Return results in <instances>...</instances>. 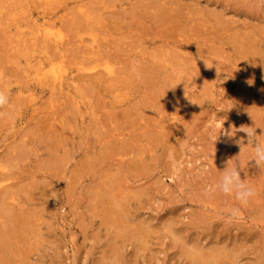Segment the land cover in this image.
<instances>
[{
  "label": "rangeland",
  "instance_id": "rangeland-1",
  "mask_svg": "<svg viewBox=\"0 0 264 264\" xmlns=\"http://www.w3.org/2000/svg\"><path fill=\"white\" fill-rule=\"evenodd\" d=\"M31 1L0 0V91H4L9 98L8 104L5 107L0 108V167L2 166L0 170L4 172L5 169L3 174L1 172L0 178L4 174L7 176H2L5 181L1 178L0 183L4 184L2 186H5L4 182H6V179L11 175V178L9 177L11 180L8 179V181H12V184H10L14 185L15 190L11 186L10 188L14 191L10 188L9 190H11L13 196L16 195V201H14L13 199L15 197L11 198L12 195L9 192L10 196H8L7 199L4 198L2 203H5H3V205L10 211L11 216L13 215L12 219L19 220L20 225L23 223V226H20L21 228H23L25 224L27 226H25L23 231H21V229H18L19 231H17L13 228L18 225L13 223L16 220H13L12 222L10 219L11 222L8 223L10 220L7 218V224L13 223L10 225H7L5 222L3 223L2 219H0V222L7 225L8 229H11V231L15 230L18 232L15 233L16 236H21L22 239L15 237L14 242L16 239L19 241L21 240L20 242L16 241L17 243L15 242V244L22 245L21 248L26 247L25 252L28 251V254L26 253L25 255L28 258L25 259L24 257L21 261V258L19 257V255L21 256V254H19V251H21L19 250V246L15 245V249H11V253L15 254L12 255L19 258H14V260L21 261H18L17 264H23V261L25 260L27 262L26 264H127L128 262L130 264H186L188 259L185 261V258H183L185 255H181L182 251L180 252V250H183L181 247L182 243L179 242L178 247H176L178 241L174 243L171 230L172 234L175 230L178 231L181 240L182 238L185 240L186 245L184 246L186 247L198 246L199 248L202 247L201 249L203 251L208 250V246L210 247V245L213 246L214 244V248L216 247L218 249L219 247H225V249L228 250H233L234 248L233 251L236 256L235 264H262V262H264V167L257 170L258 168L254 165H249L252 162H249L250 160H247V158L253 159L255 149L253 147V151L251 150L253 146H250L251 144L247 146V138H242L243 141H245V144L243 145L245 148H242L243 146H241L242 149L239 148L240 146L236 143L237 140H241L238 138H241L242 136L246 137L245 133L237 131L232 138L233 140L226 139L223 135H219L217 138V133L222 123L224 129H233V133H235L236 129H239L242 126L255 127L257 141L264 143V0H170V2L169 0H52L53 2L51 1V3H46L45 0ZM159 3H161L160 6ZM162 4H168L169 7H172H166L169 9L165 10L166 12L168 11V14L172 11L171 9L174 11L171 12L174 16L165 13L167 16L162 18L165 20L164 22L166 24H169V27L167 25L166 28H168L170 32L176 30L173 34L164 28L162 29L161 25L164 24V22H161L162 19H158V17L154 16L156 13L153 12H157V8H160V10L162 8V11L165 9ZM81 6L83 8L87 7L88 11L85 10L86 8L82 9ZM79 10H84L85 15L89 18L85 17L86 19H83L85 15ZM85 11H87V13ZM90 12L93 14H90ZM76 13H79V16L83 15L81 17L83 21H78V18L80 17L77 16ZM88 13L90 14L89 16ZM175 14L178 18L177 22L175 21L176 23L169 19L175 17ZM70 15L74 16V20L78 19L77 21L80 24H78L76 20L72 22L73 20ZM180 15H182L183 19H180ZM254 15L256 18H254ZM215 17L217 21L222 18L220 23L223 25L226 24V26L224 25L222 29L221 27H218V24L216 26L215 22L217 21ZM227 17L232 18L234 23ZM69 18L72 21H68ZM113 20L117 21L113 22ZM154 20L157 21V23ZM158 20L161 22V25ZM70 21L74 27L69 24ZM172 22L175 23V26L177 25V28L174 27ZM75 23H77V26ZM241 23L249 25V27H246L247 25L244 24V27L249 29H247L248 32H246V28H242L243 24ZM230 25L234 27H231ZM235 25H237V29L235 30H229L226 28L230 26L228 28L234 29L236 28ZM252 26L255 27L250 29ZM37 27L45 30H47L46 28L59 30V33L63 37L60 43L63 45L59 43L56 49L52 42L47 41L46 46H43L42 38L39 37L40 33L38 34L36 31ZM223 29H227L231 32L226 30L224 32ZM254 29L257 33L261 32L262 35L259 33L255 34ZM252 30L254 34L252 33ZM238 32H240L239 35H243L239 36ZM223 33L226 34L227 38L224 35V39ZM228 33L229 35L231 34V36L227 35ZM164 34L167 37H165ZM152 35H154L153 40H151L153 38ZM155 36L158 39H156ZM228 36L231 37L229 39L232 41L231 43H228L227 46L226 40L228 39ZM241 37L245 38V40H242ZM180 42H182V45ZM240 42H242V44H239ZM179 44L182 47H180ZM230 44L235 46H230ZM163 45L167 50L162 47ZM169 47L171 49L177 47V49L173 48L172 51H170L168 50ZM248 47L250 48L248 49ZM236 48L238 50L240 49L241 53L244 52L242 54L237 52L236 54ZM188 49L190 50L189 53H191L190 55L192 58L191 56L188 57ZM173 50H175V52H173ZM158 51H161V54ZM167 51L170 52L167 53ZM176 51L177 54H175ZM253 52L259 53L258 57H256V53ZM226 53L228 55H226ZM162 54L164 57H167V60L163 59ZM243 54L247 55L244 57L242 56ZM250 54H253V56L251 55L252 58ZM104 55H108L109 57L106 56L108 59ZM156 55H158L157 57L161 56V62L163 60L166 61L164 63L165 65L162 62L164 65L163 68L160 67V62L159 67L154 65V68L152 67V64L155 62L154 60H160V58H156ZM237 55L242 59H239ZM233 56H235V58ZM171 57L173 58L171 59ZM210 57L212 60H209ZM49 59L50 61L51 59L53 60L52 68L56 69L62 67L64 70L63 75L66 76V82L62 86H58L59 90L57 89V86L52 87L50 79L47 77L48 75H51L52 72L51 65L47 64ZM107 60L108 62L111 61L112 64L110 65ZM148 60L149 63L147 62ZM241 60L243 62H241ZM254 60H256L257 64H254ZM150 61L153 62L150 63ZM41 62H45L46 65H44L45 77H42L41 71L38 70V66ZM179 62L180 64L176 65ZM114 63H116V66L126 67L125 69H127V65L128 67L132 66L130 67L131 71L129 69V72L127 71L128 73H133V75L130 73L131 76L127 74L130 82V85H128L129 87L122 86V88L120 87L121 85L119 86V82H106V84H103L102 82L101 87L100 80L102 79L103 81L104 78L97 80L100 82L93 81L94 84L91 83L92 79L88 80L89 77L87 75L90 74L89 72L93 73V71H87V68L95 67V71H102L104 65L109 64L108 66L112 68L115 66ZM155 64H158V62H155ZM172 64L174 66H172ZM184 64L190 66L194 65L197 72L193 69V66L190 67V70L187 69L188 71L186 72L181 70L182 65ZM142 66L143 70L140 69ZM122 67H120L119 70H115L121 72ZM144 67L145 69H148V73L146 71L144 72ZM155 67L158 69H155ZM251 67L254 70H252ZM122 69L124 70V68ZM123 70L122 73L125 72V70ZM132 70H136L135 75ZM192 70L194 72H192ZM206 70H208L211 75H206L209 73ZM137 71H140V73H138L141 75L139 76L140 78H137ZM249 71L252 72L250 73ZM80 72L84 74L85 80L84 78L80 79L83 77V74ZM188 72H190V75L192 74V76H190ZM246 72L248 74H246ZM77 73H79L81 77L76 79L75 76H80ZM198 73H200V76L196 75ZM152 74L156 79H154ZM180 74L182 75L180 76ZM187 75L189 76L187 77ZM146 76L149 77L150 80L146 78ZM161 76L165 77V81ZM183 76L185 77L183 78ZM201 76H207V78L210 77L208 79L205 78L206 81ZM247 76H249V81ZM194 77H198L199 79L197 78L196 81ZM252 77H255V80H252ZM179 78L182 79V82H188V85L191 82L189 79L194 78L192 82L195 81V84L191 83L192 86H190L191 84L187 86V83L185 84V82H183V90L180 89L179 94L171 99V102L175 103H171L167 98L170 97L172 86L166 84H173L170 80H179ZM133 79H135L134 82ZM139 79L141 82L144 80L147 85H144V81L143 85L142 83L141 85L140 83L138 84V82H140ZM147 80H149L150 83ZM152 80H155V85L153 87H151L153 85L151 84L153 83ZM203 80H205L206 85L202 82ZM209 80L211 81V84ZM88 81H90V83ZM199 81L204 84L205 88L210 87V89H205L203 84H200ZM134 83H136L137 86L134 85ZM197 83L199 84L196 85ZM88 84L91 85L89 86L92 87V89L87 86ZM185 85L187 86L186 88ZM93 86H97L96 88L98 90L96 89V91L101 97L103 95V99H101L100 96H97L99 94H97L96 91L93 92V90H95ZM134 86L136 88H134ZM138 86L139 88H142L139 89ZM156 86V90L158 89L159 92L161 91L160 94L164 91H168L166 92V95L169 96H164L166 97L165 99L161 98L165 93L160 95L156 92L155 94V97H158L157 99H162V101L160 100L161 103L164 102L162 104L160 102L157 104V100H155L156 98L154 100L152 99L154 98V95L152 97L150 93L142 94L147 89H149L147 92H152L151 90ZM258 86L263 87L259 89ZM86 89L89 91L91 90V92ZM99 90H101V93ZM124 93L129 97L125 96ZM153 93L155 92H152V94ZM189 93L190 96L188 95ZM150 96L153 104H149L152 106L154 105V108H160L157 109L159 110L158 112L161 111L160 113L155 112L156 110L146 102L147 100H150ZM145 97H147L144 99L147 104L144 103V100L142 101ZM118 99H121L119 103L116 102ZM136 100L137 104L141 103V101L143 103L142 105L134 104V106H137V109H135L136 106L135 108L133 107V103H135ZM138 100L141 101L139 102ZM166 101L168 103H166ZM96 102L97 104L100 102V107ZM149 102H151V100ZM166 104L169 107H167ZM161 105L166 107L163 108ZM143 106H145V108ZM139 107H142L143 110L140 111ZM148 108H152L153 110H149ZM127 109L131 111L126 112ZM96 110L99 112H95ZM97 114L101 118H99ZM145 114L149 116L147 118L143 117ZM122 116L126 118H123ZM150 116L152 117L150 118ZM128 117L131 124L124 121L125 119L128 120ZM136 117L139 119V122L142 119L148 120V124H144L143 120L141 123H138ZM156 117L159 118V121L162 120L163 122H166L165 125L168 123L166 125L167 127L164 125L166 127L164 128V126L160 125L164 124L162 121L158 122L160 124L155 123L156 126L153 123L154 121H158L155 120ZM135 124L140 126L141 129ZM154 128L156 130L158 128L159 130L155 131ZM170 128H172V130L174 129L175 134L172 133ZM142 129H144V131ZM161 129L165 130L161 132ZM101 131L103 135L101 134ZM136 131H139V133ZM145 131L148 135H143L145 134ZM149 131L151 132L149 133ZM164 131H168L167 133L169 135ZM257 131L260 132L258 133ZM106 132L107 135H110L111 133L110 137L113 139L116 137L121 145L122 142L126 140L125 142L130 144L129 147L128 144L125 143L129 147L126 149L128 152L126 150L125 153L123 152L126 145L124 147L123 145L121 146L123 149L120 148V146H117L119 142H115L116 138L115 140H111L112 138H110V141H114V144L109 142ZM119 132H121L120 135L123 133L122 136L125 140L123 137L122 138L124 141L121 140ZM133 134H136V136ZM141 134L143 135V138ZM159 134L161 135L159 136ZM138 135L141 136L140 139L137 137ZM103 136L106 138L105 141H108L111 145H107V142L101 144ZM52 137L58 142L52 140ZM48 139H51L52 141L48 142ZM234 139H236L235 142ZM46 141L48 144H52V142L55 144L51 145L53 146L51 147ZM132 142L133 144L136 143L133 145L131 144ZM115 144H117L115 148H119L120 155L124 154L123 157L121 156L122 158L118 155L119 152L113 148ZM45 145L48 147V150L45 149L46 151L44 150ZM54 145H56V147H54ZM228 145L233 146L235 149L231 146L230 148L234 149L235 152L231 150ZM110 146L113 149L110 148ZM100 147L102 148L101 151H99ZM225 147H228L230 150L227 151V148ZM130 148H132V151ZM139 148L143 152H139ZM10 150L12 152H10ZM49 150H51V152ZM106 150L109 155H115L118 153L115 158L118 156L119 158H112L115 160H113V162L112 159H110V156L108 161H106L107 156L109 157ZM238 150H240V152H238ZM52 151H54V155L56 153V158L52 155ZM102 151L105 152L103 153ZM110 151L112 153H109ZM226 151L231 157L234 156V160L233 158H230V155H226ZM99 152L103 153L101 154L102 159L100 158ZM233 152L236 154H233ZM136 153H139L141 156H137ZM239 153V156L242 154L244 155H242L244 159L242 157L240 158L242 161H239ZM211 154H215L216 157L219 158H215V155ZM9 155L11 158L14 156V159L9 158ZM104 155L106 159L104 158ZM132 155H134V159L129 158ZM236 155L238 157H236ZM249 155H252V157ZM45 156L50 160L49 162ZM151 156L153 158H151ZM138 159L140 160L138 161ZM130 160L133 162H130ZM214 160H217L218 162H215ZM221 160H223V162ZM116 161H119V164L122 163L121 166L118 165L116 167ZM166 161H170L169 164ZM231 161L233 163L239 162L240 169L242 167H247L245 170L242 168L241 176L250 186L254 185L253 187H255L256 196L254 197L256 199L252 201L253 197L251 202L254 204L256 203V207H251L253 206V203L250 204L251 202L249 203L250 205H240L232 196H230L232 198H229L232 202H227L226 200L229 199H225V197L229 196H221V193L220 196H217L218 192L216 196L215 193L212 196L207 195L206 197V189H209L212 186L211 184H215V181L218 178L217 176L220 177V172L223 170V167L226 166V163H228L229 166L232 165ZM247 161L249 162L248 165ZM149 162L151 165L152 163L154 164L151 169L148 167H151L150 164L148 165ZM242 162L243 166H240ZM245 162L247 166L244 165ZM135 163L139 165H136ZM130 164L132 165L131 167L129 166ZM252 164H254V162ZM141 165H143L140 167L141 169L144 166L147 169L144 167L142 171H140L141 169L138 168ZM164 166L165 168L163 169ZM212 166H214V168H212ZM215 167H217L218 170H215ZM248 173L251 174L252 178L255 177L256 180L259 178L258 181L255 179L252 181L251 176L248 175ZM252 173L255 174V176ZM145 174L146 176H144ZM193 174L194 176H192ZM138 175L139 177H137ZM205 175H207L208 178H206L207 176L204 177ZM215 175L217 176L212 179ZM190 177L197 179V181ZM200 177L205 180L202 181ZM209 177L211 182L208 180ZM108 179H111L113 185L109 184L110 180L108 182ZM114 179L118 180V182L114 181ZM103 181H106L107 183L103 184ZM254 181L258 183L256 184ZM192 182L193 184H191ZM205 182L208 183L206 184ZM9 185L7 184L6 186ZM196 188L198 192L195 190ZM102 189L103 191H101ZM192 190H195L196 192H193ZM188 192H190L191 196ZM37 193L39 194V197L35 199ZM198 194H201V198ZM186 195H188V197H186ZM193 195L194 198L192 197ZM94 196L99 197V201H97V197L95 198ZM195 196L199 198L197 199ZM208 196H210V198ZM205 198H209V200H206ZM259 198L262 199L261 202ZM126 199H128L129 202L128 200L125 201ZM200 199L202 201H200ZM123 200L125 202H123ZM198 200L200 202H198ZM12 201L15 202V205L12 207L13 210L11 209ZM114 202L120 203L119 205L117 204V206L124 211L122 212L123 216H119L117 221H115V224L105 218L106 208L111 206L115 207L116 204H114ZM121 202H123V207ZM9 203H11L10 207ZM16 207L18 209L14 210ZM233 207H240L242 214L238 218L229 221L226 219L227 210ZM19 208L22 210V213L23 211H26L27 214L25 212L23 213V216L25 215L26 218H16L17 216L19 217L20 214ZM30 210L32 211L29 212ZM119 210L120 209H118V211ZM15 211L19 214L16 213V215L13 213ZM30 217L32 220L34 219L33 221L36 226L38 225L37 227L33 226L34 224L32 223V220L29 219ZM35 218L37 219L36 221ZM25 219L27 220L25 221ZM29 221H31V223ZM134 223L138 225H135ZM11 225H14L12 227L13 230L12 228H9ZM149 225L152 227L150 226L147 228ZM28 226L30 231L32 230L31 227L33 230H35V227L36 230L29 232V230H26L28 229ZM129 227L131 233L128 230ZM140 227H142V229L145 227V230H147V232L149 231L145 235L146 242L144 246H141L132 240L133 236H136L135 232L138 229H141ZM151 229L155 231H152ZM24 231L29 233L33 232L32 236L29 237L30 239L27 238L29 233L27 234L28 236L25 234L28 243H26V239L25 241H22L24 240V237L22 236L24 234L21 235V233H24ZM123 231L125 233L121 234ZM193 231L194 233H192ZM175 232L174 235H177ZM188 234L193 237L192 243L193 241L194 243L192 245H188L191 244V241H189V238L191 237H189ZM156 236L159 238L157 239ZM201 238H203V240ZM220 238H222L221 240L223 241H221ZM218 239L222 243L218 242L220 243L218 244ZM211 240H213V242ZM227 241L229 244L232 242L230 246L227 245ZM242 241L244 242V245ZM113 242L114 245H117L114 246ZM199 242L202 243L200 244ZM210 242H212V244H210ZM237 242L238 245H236ZM25 244L27 245L25 246ZM204 244L205 246H203ZM17 247L19 253L17 252ZM135 247L139 248L136 250L137 252L135 251ZM112 248L115 249L116 253L115 251H111ZM23 250L24 249H22V251ZM15 251L17 252V255ZM3 254L5 255L6 252ZM4 255H2V258L8 256L6 259H3V263L5 260L7 262L8 257L12 258L11 254ZM102 256L103 258H101ZM117 256H119L118 258L120 260L122 258V260H118ZM102 259L103 263H100ZM14 260L9 262L13 263ZM224 260L225 258L223 259V262ZM9 262L8 264H11Z\"/></svg>",
  "mask_w": 264,
  "mask_h": 264
},
{
  "label": "bare ground",
  "instance_id": "bare-ground-1",
  "mask_svg": "<svg viewBox=\"0 0 264 264\" xmlns=\"http://www.w3.org/2000/svg\"><path fill=\"white\" fill-rule=\"evenodd\" d=\"M30 1H31V0H30ZM51 1H52V0H45L46 3H51ZM53 1H54V0H53ZM53 1H52V2H53ZM56 1H57V0H56ZM31 2H32V1H31ZM169 2H170V0H169ZM171 2H172V1H171ZM164 3H167V2H164ZM164 3H163V4H164ZM52 4H53V3H52ZM163 4H162V5H163ZM168 4H170V3H168ZM168 4H167V5H163L164 8H165V9L163 8V9H164L163 11H162V8H161V10H160V8H159V9L157 8V12H153V13H156V14H155V15L153 14V15H154L155 17H158V19H159V18L162 19V18L166 17L167 15H165V13L168 14V11L166 12L165 10H169V9H167L166 7H168V8H172V7H169ZM29 5H30V4H29ZM160 5H161V3H159V6H160ZM27 6H28V5H27ZM30 6H32V5H30ZM157 6H158V5H157ZM170 6H171V5H170ZM81 7H82V6H81ZM73 8H74V7H73ZM73 8H72V9H73ZM85 8H86V9H85ZM70 9H71V8H70ZM82 9L87 10V7H84V8L82 7ZM155 9H156V8H155ZM152 10H153V8H152ZM171 10H172V11H170V13H169L168 15H173V16H174L173 13L171 14V12H174V11H173V9H171ZM79 11H81L82 13H84V10H79ZM87 11H88V10H87ZM87 11H85V12L87 13ZM30 13H31V11H30ZM49 13H50V12H49ZM82 13H80V14H82ZM91 13H92V12H90V14H91ZM76 14H77V13H76ZM90 14L88 13V16H89ZM92 14H93V13H92ZM250 14H251V13H250ZM71 15H74V14H71ZM71 15H70V17H72L71 19H72L73 21H72L70 18L68 19V21L71 20L72 22H74V21L76 20L77 23H78V21H79V22L83 21V20L81 19V17H82L83 15H80V16H79V13L77 14V16L80 17V18H78L79 20H78V19H75V20H74V16H71ZM84 15H85V13H84ZM112 15H113V14H112ZM150 15H151V14H150ZM92 16H93V15H92ZM113 16H114V15H113ZM151 16H152V15H151ZM173 16H171V17H173ZM180 16H181L180 19H183L182 15H180ZM85 17H86V18H89V17H87V16L85 15V16L83 17V19H86ZM169 17H170V16H169ZM117 18H118V17H117ZM117 18H116V19H117ZM152 18H153V17H152ZM175 18H177V17H176V14H175V17H173V18H169V19H170L171 21L173 20L174 22H175V21L177 22L178 18H177L176 20H174ZM227 18H228V17H227ZM251 18H253V17H251ZM254 18H256L255 15H254ZM215 19H216V17H215ZM221 19H222V18H221ZM221 19H219L218 21H217V19H216L217 22H215V23H216V26H217V24H218V25H219L218 27H221V29H222L224 25L226 26V24L223 25L222 23H220V20H221ZM228 19H230L231 21L233 20L232 18H228ZM77 20H78V21H77ZM80 20H81V21H80ZM88 20H89V19H88ZM140 20H141V19H140ZM71 21H70L69 24L72 23ZM116 21H117V20H116ZM116 21L113 20V22H116ZM141 21H142V20H141ZM151 21H153V20H151ZM151 21H150V22H151ZM154 21H155V20H154ZM158 21H159V20H158ZM162 21L164 22L165 20L162 19L161 22H162ZM171 21H170V23H171ZM214 21H215V20H214ZM222 21H223V20H222ZM222 21H221V22H222ZM231 21H230V22H231ZM253 21H254V19H253ZM155 22L157 23V21H155ZM159 22H160V21H159ZM161 22L159 23L160 25H161ZM176 22H175V23H176ZM232 22H233V21H232ZM232 22H231V23H232ZM66 23H67V21H66ZM77 23H75L76 26H77ZM156 23H155V24H156ZM175 23L172 22L173 25H174ZM178 23L181 24L180 22H178ZM219 23H220L222 26H221ZM226 23H227V22H226ZM233 23H234V22H233ZM53 24H55V23H53ZM78 24H80V23H78ZM113 24H114V23H113ZM159 24H157V25H159ZM172 24H171V25H172ZM241 24H243V25H242V26H243L242 28L249 27V25H247V24H245V23H241ZM244 24L247 25V26L244 27V26H245ZM71 25H72V24H71ZM160 25H159V26H160ZM163 25H164V27H163ZM167 25H168V27H169V24H166V23L164 22V24L161 25L162 29L164 28L165 30H168V31H169V29L166 28ZM250 25H251V24H250ZM253 25H254V24H253ZM42 26H44V25H42ZM54 26H55V25H54ZM72 26L74 27V25H72ZM116 26H117V25H116ZM230 26H231V27H234V26H232V25H230ZM230 26H228V27H230ZM255 26H256V24H255ZM255 26L250 27V29L253 28V27H255ZM100 27H102V26H100ZM174 27L177 28V25H176V26L174 25ZM218 27H217V28H218ZM228 27H226V28L229 29V30H235V29H237V25H235L236 28H234V29H230V28H228ZM43 28H44V27H43ZM55 28H56V27H55ZM170 28H171V27H170ZM224 28H225V27H224ZM46 29H47V30H45V29H41V28H38V27H37V29H36V31L38 32V34L40 33V36H39V35H38V36L42 38V42H43V44H44L43 46H46V42H47V41H50V42L53 43L54 47L56 48L57 45H59V43H60V41L62 40L63 37H62L61 34L59 33V30H52L51 28H46ZM50 29H51V30H50ZM113 29H114V28H113ZM178 29H179V27H178ZM219 29H220V28H219ZM227 29H225V30L228 31ZM238 29H240V28H238ZM247 29H248V28H246V30H247ZM172 30H173V26H172ZM223 30H224V29H223ZM223 30H222V31H223ZM225 30H224V32H225ZM248 30H249V29H248ZM248 30H247L246 32H248ZM254 30H255V29H254ZM175 31H176V30H175ZM175 31L173 30V31H171V32L169 31V32L173 34ZM257 31H258V30H257ZM164 32H165V31H164ZM169 32H168V33H169ZM228 32H231V31H228ZM250 32H251V31H250ZM250 32H249V33H250ZM105 33H106V32H105ZM166 33H167V32H166ZM226 33H227V32H226ZM235 33H236V32H235ZM235 33H234V34H235ZM239 33H240V32H238V35H239ZM252 33H253V30H252ZM252 33H251V35H252ZM258 33L261 34V32H258ZM258 33H257L256 30H255V34H258ZM153 34L156 35L155 33H153ZM253 34H254V33H253ZM154 35H152L153 38H152L151 40L154 39ZM178 35H179V34H178ZM224 35H225V37H226V34L223 33V37H224ZM227 35H229V33H228ZM242 35H243V34H242ZM242 35H239V36H242ZM244 35H245V34H244ZM247 35H248V34H247ZM261 35H262V34H261ZM156 36H157V35H156ZM156 36H155V38H156ZM164 36L167 37L165 34H164ZM229 36H231V34H230ZM229 36H228V39H227L228 41H230L229 38H231V37H229ZM235 36H236V35H235ZM249 36H250V35H249ZM252 36H253V35H252ZM223 37H222V38H223ZM225 37H224V39H225ZM236 37H237V36H236ZM222 38H221V39H222ZM226 38H227V37H226ZM255 38H258V37H255ZM156 39H158V38H156ZM163 39H164V38H163ZM241 39H242V40H243V39L245 40V38H242V37H241ZM251 39H252V37H251ZM253 39H254V38H253ZM260 39H262V38H260ZM168 40H169V38H168ZM227 40H226V44H227V46H228V43H231L232 40H231L230 42H228ZM247 40H248V39H247ZM165 41H167V40H165ZM169 41H170V40H169ZM180 41H181V40H180ZM248 41H249V40H248ZM258 41H259V40H258ZM260 41H261V40H260ZM154 42H155V40H154ZM171 42H172V41H171ZM222 42H223V41H222ZM224 42H225V40H224ZM243 42H245V41H243ZM261 42H262V41H261ZM156 43H157V42H156ZM181 43H182V42H180V44H181ZM233 43H234V41H233ZM259 43H260V42H259ZM60 44L63 45L62 43H60ZM154 44H155V43H154ZM160 44H161V43H160ZM180 44H179V45H180ZM239 44H242V42H240ZM243 44H245V43H243ZM256 44H257V43H256ZM169 45H170V44H169ZM181 45H182V44H181ZM181 45H180V47H182ZM235 45H236V43H235ZM235 45H233V44L231 45V44H230V46H235ZM253 45H254V44H253ZM51 46H52V45H51ZM174 46H175V45H174ZM183 46H184V45H183ZM186 46H187V45H186ZM186 46H185V47H186ZM227 46H226V47H227ZM236 46H237V45H236ZM240 46H241V45H240ZM162 47H164V45H163ZM166 47H167V45H166ZM187 47H188V46H187ZM251 47H253V46H251ZM173 48H176V49H177V47H173ZM173 48H172V49H173ZM234 48H235V47H234ZM240 48H241V47H240ZM249 48H250V47H248V49H249ZM56 49H57V48H56ZM164 49H165V47H164ZM172 49H171L170 47L168 48V50H170V51H172ZM179 49H181V48H179ZM225 49H226V48H225ZM236 49H237V48H236ZM242 49H243V48H242ZM58 50H59V49H58ZM165 50H167V49H165ZM181 50H182V49H181ZM184 50H187V49H184ZM188 50H189V49H188ZM228 50H229V49H228ZM232 50H234V49H232ZM243 50H244V49H243ZM93 51H94V50H93ZM170 51H167V53H169ZM178 51H179V50H178ZM100 52H101V51H100ZM158 52H159V51H158ZM173 52H175V50H173ZM189 52H190V50L188 51V54H189L188 57L191 56V55H190L191 53H189ZM193 52H194V51H193ZM225 52H226V51H225ZM237 52L239 53V52H240V49H239V50L237 49L236 54H237ZM243 52H244V51H243ZM243 52H242V53H243ZM98 53H99V52H98ZM101 53H102V52H101ZM104 53H105V52H104ZM159 53L161 54V51H160ZM195 53H196V52H195ZM230 53H231V52H230ZM230 53H229V54H230ZM240 53H241V52H240ZM240 53H239V54H240ZM242 53H241V54H242ZM246 53H247V51H246ZM253 53H256V52H253ZM165 54H166V53H165ZM175 54H177V51H176ZM182 54H184V53H182ZM232 54H233V53H232ZM248 54H249V53H248ZM258 54H259V53H256V57H258ZM98 55H99V54H98ZM98 55H97V56H98ZM100 55H102V54H100ZM226 55H228V54L226 53ZM234 55H235V54H234ZM245 55H247V54H243L242 56L245 57ZM251 55L253 56V54H250V56H251ZM254 55H255V54H254ZM260 55H261V54H260ZM104 56H105V55H104ZM106 56L109 57L108 55H106ZM106 56H105V57H106ZM157 56H158V55H156V58H158V59L160 58V60H157V61L154 60L156 63L158 62V64H155V62H154V64H152V67H153V68H154V66H158V67H159V62H160L161 65H162V66L160 65V67L163 68V66L165 65L164 63H165L166 61H164V60L162 61L163 64H164V65H163L162 62H161V60H162V59H161V56H159V57H157ZM162 56H163V54H162ZM180 56H181V55H180ZM180 56H179V57H180ZM230 56H231V55H230ZM237 56H238V55H237ZM252 56H251V58H252ZM93 57H94V55H93ZM99 57H101V56H99ZM107 57H106V58H107ZM165 57H166V56H165ZM165 57L163 56V59L167 60V57H166V58H165ZM176 57H178V56H176ZM233 57L235 58V56H233ZM238 57H239V59H242V58H240V56H238ZM259 57H260V56H259ZM103 58H104V57H103ZM172 58H173V57H171V59H172ZM185 58H186V57H185ZM191 58H192V56H191ZM195 58H196V57H195ZM234 58H233V59H234ZM236 58H237V57H236ZM254 58H255V57H254ZM260 58H261V57H260ZM46 59H48V58H46ZM101 59H102V58H101ZM107 59H108V58H107ZM150 59H151V58H150ZM150 59H149V60H150ZM181 59H182V58H181ZM187 59H189V58H187ZM256 59H257V58H256ZM149 60L147 61L148 63H149ZM193 60H194V57H193ZM209 60H212L211 57H210ZM209 60H208V61H209ZM237 60H238V59H237ZM237 60H236V62H237ZM261 60H262V59H261ZM184 61H185V60H184ZM184 61H183V62H184ZM190 61H191V59H190ZM196 61H197V59H196ZM230 61H233V60H230ZM238 61H240V60H238ZM254 61H255L254 64H257V63H256V60H254ZM258 61H259V60H258ZM107 62H108V60H107ZM112 62H113V61H112ZM151 62H153V61H150V63H151ZM198 62H199V61H198ZM241 62H243V61L241 60ZM108 63H110V65L112 64L111 61H109ZM170 63H172V62H170ZM232 63H233V62H232ZM47 64H50V65H51V68H52V66H53V60L51 59V61H50V59H49V60L47 61ZM82 64H83V63H82ZM82 64H81V65H82ZM115 64H116V63H114V65H115ZM179 64H180V62L177 63L176 65H179ZM204 64H205V63H204ZM233 64H234V63H233ZM254 64H253V65H254ZM44 65H45V62H44V63L41 62L40 65L38 66V70L41 71V76H42V77H45V71H44V68H45L46 65H45V66H44ZM108 65H109V64L104 65V66H103L104 69H103L102 71H100V70L95 71V67L87 68V71H88V70H89V71H93V73H92V72H89L90 74L87 75V76L89 77L88 80H89V79H90V80L92 79L91 83L94 84L95 81H97V80H99V79H101V78H104L103 81H102V79L100 80L101 82H100V81H97V82H100V86H101V83H102V82H103V84H104V83L106 84V82H108V83H110V82H116V83L119 82L120 84H119V83H118V84H119V86L121 85L120 87H122V86H124V87H125V86H126V87H129L128 85H130V82H129V79H128V77H129L128 75H130L131 72H130V73H128V72H129V70H130V67H132V66H129V67H128V65H127V69H125L126 67L116 66V65H115L116 67L113 66V67L111 68V67L108 66ZM130 65H132V64H130ZM148 65H149V64H148ZM153 65H154V66H153ZM205 65H206V64H205ZM172 66H174V65L172 64ZM192 66H193V69L195 70L196 67H195L194 65H192ZM192 66H190V65H188V64H184V65H182L181 70H183V71L186 72V71H188L187 69L190 70V69H191L190 67H192ZM203 66H204V65H203ZM248 66H249V65H248ZM256 66H257V65H256ZM117 67H119V68H117ZM120 67L124 68V70H125L124 73H122V70H123L122 68H121V72L115 70V69L119 70ZM178 67H179V66H178ZM164 68H165V67H164ZM174 68H175V67H174ZM233 68H234V67H233ZM237 68H239V67H237ZM251 68H252V67H251ZM84 69H86V68H84ZM98 69H100V68H98ZM128 69H129V70H128ZM140 69L143 70V66L140 67ZM144 69H145V67H144ZM155 69H158V68L155 67ZM177 69H178V68H177ZM184 69H185V70H184ZM249 69H250V68H249ZM255 69H256V68H255ZM124 70H123V71H124ZM147 70H148V69L146 68V69L144 70V72L146 71V72L148 73ZM151 70H152V69H151ZM151 70H150V72H151ZM199 70H200V69H199ZM237 70H238V69H237ZM252 70H254V69L252 68ZM262 70H263V69H262ZM63 71H64V70L62 69V67H60V68H56V69H53V68H52L51 75H48V76H47L48 79H50V82H51V84H52V87H53V86H57V89H58V90H59L58 86L60 87V86H62V85L66 82V78H65L66 76L63 75ZM127 71H128V72H127ZM130 71H131V70H130ZM135 71H136V70H135ZM135 71L132 70V72H134V75H135V73H136ZM195 71L197 72V70H195ZM201 71H202V70H201ZM206 71H208V70H206ZM232 71H233V69H232ZM235 71H236V69H235ZM185 72H183V73H185ZM192 72H194V71L192 70ZM196 72H195V73H196ZM208 72H209V71H208ZM249 72H250V71H249ZM251 72H252V71H251ZM251 72H250V73H251ZM80 73H81V72H80ZM125 73H126V74H125ZM137 73H140V71H139V72L137 71ZM155 73H159V72H155ZM202 73H203V71H202ZM202 73H201V75H202ZM206 73H207V72H206ZM263 73H264V72H263ZM77 74H79V73H77ZM81 74H83V73H81ZM86 74H87V73H86ZM127 74H128V75H127ZM131 74L133 75V73H131ZM188 74L190 75V72H188ZM199 74H200V73H198V74H196V75H199ZM246 74H248V73L246 72ZM79 75H80V74H79ZM126 75H127V76H126ZM149 75H150V74H149ZM152 75H153V74H152ZM181 75H182V74H180V76H181ZM189 75H187V77H188ZM204 75H205V74H204ZM206 75H211V74H210V72H209V73L206 74ZM244 75H245V74H244ZM253 75H254V74H253ZM253 75H252V76H253ZM82 76H83V77H81V75H80V76H75V77H76V79H77L78 77H81L80 79H82V78L85 77L84 74H83ZM130 76H131V75H130ZM139 76H141V75H139ZM150 76H151V75H150ZM164 76H165V75H164ZM173 76H175V75H173ZM185 76H186V75H185ZM185 76H183V78H184ZM190 76H192V74H191ZM199 76H200V75H199ZM254 76H255V75H254ZM153 77H154V79H156L154 75H153ZM158 77H159V76H158ZM161 77H162L163 80H164L165 77H163V76H161ZM171 77H172V76H171ZM178 77H179V75H178ZM201 77H203L204 79H205V78L208 79L210 76H209L208 78H207V76H206V77H205V76H201ZM248 77H249V76H247V78H248ZM139 78H140V77H139ZM146 78H148V79L150 80L149 77L146 76ZM181 78H182V77H181ZM181 78H179V80H178V79H177V80H176V79H174V80H173V79L170 80V81L173 82V84H169L168 82H167L168 84H166V85H171V86H172V91H171L170 97L167 98L170 102L172 101L171 99L175 97V95L177 96V95L179 94L180 89H182V88L184 87L183 82H185V81L182 82V79H181ZM194 78H195V77H194ZM194 78H193V79H194ZM197 78H198V77H197ZM197 78H195L196 81H197ZM203 78H202V79H203ZM131 79H132V77H131ZM168 79H169V78H168ZM170 79H171V78H170ZM193 79H189V81H191L190 84H191V83H194V84H195V81L192 82ZM198 79H199V78H198ZM206 79H205V80H206ZM211 79H212V78H211ZM211 79H210V80H211ZM84 80H85V78H84ZM134 80H135V79H133V82H134ZM149 80H147V81H149ZM166 80H167V79H166ZM183 80H184V79H183ZM185 80H186V79H185ZM187 80H188V79H187ZM205 80H203L202 82H204V84L206 85ZM210 80H209V81H210ZM213 80H214V78H213ZM252 80H255V77H252ZM93 81H94V82H93ZM139 81H140V82H138V81H137V82H138V84L140 83V85H141V83H142V85H143V83L145 82L144 80H143L144 82H143V81L141 82L140 79H139ZM152 81H153V83H151V84H153V85H152L151 87H153V86L155 85V84H154V83H155V80H152ZM164 81H165V80H164ZM206 81H207V80H206ZM248 81H249V78H248ZM43 82H44V81H43ZM88 82L90 83V81H88ZM255 82H256V81H255ZM149 83H150V81H149ZM156 83H157V82H156ZM186 83H187V84H186ZM199 83H200V81H199ZM199 83H197L196 85H198ZM260 83H261V82H260ZM112 84H113V83H112ZM112 84H111V85H112ZM118 84H117V85H118ZM151 84H150V85H151ZM185 84H186L187 86L190 85V84L188 85V82H185ZM200 84H203V83H200ZM204 84H203V86H204ZM210 84H211V81H210ZM89 85H90V84H88L87 86L90 87L91 85H90V86H89ZM98 85H99V84H98ZM98 85H97V86H98ZM108 85H109V84H108ZM134 85H136V83H134ZM144 85H147V83L145 82ZM186 85H185V88L187 87ZM208 85H209V84H208ZM97 86H93V88L95 89V90H93V92L96 91V89H97L96 87H97ZM112 86H113V85H112ZM114 86H115V84H114ZM131 86H132V85H131ZM131 86H130V88H131ZM136 86H137V85H136ZM160 86H161V85H160ZM190 86H192V84H191ZM200 86H201V85H200ZM210 86H211V85H210ZM263 86H264V85H263ZM263 86H260V87L258 86V88L260 89V88L263 87ZM50 87H51V86H50ZM64 87H65V86H64ZM101 87H102V86H101ZM104 87H105V85H104ZM146 87H147V86H146ZM148 87H149V86H148ZM164 87H165V85H164ZM169 87H170V86H169ZM169 87H168V88H169ZM206 87H209V86H206ZM61 88H62V87H61ZM90 88L92 89V87H90ZM122 88H123V87H122ZM132 88H133V87H132ZM134 88H136V87L134 86ZM138 88H139V86H138ZM140 88H142V87H140ZM140 88H139V89H140ZM149 88H150V87H149ZM156 88H157V86H156L154 89H152V90L150 89L152 92H155V93H153V94H152V92H150V91L147 92V90H149V89H147V90H146L145 92H143L142 94L150 93V95H152V97H153V95H154V98H152V99L154 100V99L156 98L155 100H157V104H158V102L161 103L162 99H160V100H161V101H160L159 99H157L158 97H155V96H156V95H155L156 92H158L159 94H160V92H161V91L159 92L158 89L156 90ZM158 88H159V87H158ZM161 88H162V87H161ZM165 88H166V87H165ZM195 88H196V87H195ZM198 88H199V87H198ZM198 88H197V89H198ZM204 88H205V86H204ZM114 89H117V88H114ZM188 89H190V88H188ZM205 89L209 90L210 87H209V88H205ZM60 90H61V89H60ZM86 90H87V89H86ZM86 90H85V91H86ZM97 90H98V89H97ZM101 90H102V89H101ZM101 90H99V92H100ZM130 90H132V89H130ZM130 90H127V91H130ZM141 90H142V89H141ZM143 90H145V89H143ZM153 90H154V91H153ZM161 90H163V89H161ZM182 90H183V89H182ZM182 90H181V91H182ZM198 90H199V89H198ZM198 90H197V91H198ZM202 90H203V89H202ZM87 91H89V90H87ZM120 91H121V90H120ZM122 91H123V90H122ZM200 91H201V90H200ZM89 92H91V90H90ZM110 92H111V91H110ZM118 92H119V89H118ZM166 92H168V91H164V92H162L163 94H164V93H165V94H164L163 97H161V98H164V99H165L166 97L169 96V95H166ZM96 93L99 94L97 91H96ZM100 93H101V92H100ZM129 93H130V92H129ZM133 93H134V92H133ZM162 93H161V94H162ZM182 93H185V92H182ZM124 94H125V93H124ZM134 94H135V93H134ZM159 94H158V95H159ZM161 94H160V95H161ZM167 94H168V93H167ZM121 95H122V94H121ZM158 95H157V96H158ZM188 95L190 96V93H189ZM188 95H187V96H188ZM97 96L99 97L100 94L97 95ZM125 96L129 97V96L126 95V94H125ZM133 96H134V95H133ZM136 96H137V94H136ZM164 96H166V97H164ZM189 96H188V97H189ZM98 97H96V98H98ZM100 97H101V96H100ZM142 97H143V96H142ZM148 97H149V94H148ZM178 97H179V96H178ZM188 97H187V98H188ZM103 98H104V97H103V95H102L101 99H103ZM140 98H141V97H140ZM140 98H136V99H140ZM146 98H147V97L143 98L142 101H143L144 99H146ZM115 99H117V98H115ZM115 99H114V100H115ZM121 99H122V98H121ZM121 99H118L116 102L119 103V101H120ZM134 99H135V97H134ZM149 99L151 100V102H149L150 100H149V101H148V100H147V101L144 100V103H145V104H147V103H148V104H149V103L153 104V103H152L153 101H152V99H151V96H150ZM167 99H166V100H167ZM176 99H177V98H176ZM188 99H189V98H188ZM126 100H127V99H126ZM122 101H123V100H122ZM134 101H135V100H134ZM138 101L140 102L141 100H138ZM142 101H141V103H138V104H137V100H136V102L133 103V107L135 108V106H136V105L134 106V104H137V105L141 104V105H142V104H143ZM145 101H146L147 103H146ZM174 101H175V100H174ZM176 102H177V101H176ZM99 103H100V102H98V104H97V102H96L97 105H99ZM113 103H114V102H113ZM122 103H123V102H122ZM162 103H164V102H162ZM162 103H161V104H162ZM166 103H168V102L166 101ZM171 103H175V102H171ZM177 103H178V102H177ZM151 104H149V105L152 106ZM155 105H156V104H155ZM163 105H164V104H163ZM101 106H102V105H101ZM147 106H148V105H147ZM153 106H154V105H153ZM153 106H152V107H153ZM161 106H162V105H161ZM166 106H167V104H166ZM166 106H162V107L164 108V107H166ZM99 107H100V105H99ZM102 107H103V106H102ZM131 107H132V106H131ZM131 107H130V108H131ZM143 107L145 108V106H143ZM154 107H155V106H154ZM154 107H153V108H154ZM167 107H169V106H167ZM130 108H129V109H130ZM135 109H137V106H136ZM139 109H140V111L143 110L142 107H139ZM148 109H149V108H148ZM154 109L156 110L155 112H158L159 110H157V109H160V108H154ZM149 110H153V109L151 108V109H149ZM162 110H163V109H162ZM164 110H165V109H164ZM166 110H167V109H166ZM259 110H260V109H259ZM103 111H105V110L103 109ZM128 111L130 112L131 110H128V109H127L126 112H128ZM252 111H253V110H252ZM95 112H99V111L96 110ZM133 112H134V111H133ZM147 112H148V111H147ZM149 112H150V111H149ZM160 112H161V111H160ZM160 112H158V113H160ZM259 112H260V111H259ZM263 112H264V111H263ZM105 113H106V111H105ZM105 113H103V114H105ZM163 113H164V112H163ZM168 113H169V112H168ZM168 113H167V114H168ZM101 114H102V113H101ZM101 114H100V115H101ZM151 114H153V113H151ZM257 114H258V113H257ZM121 115H122V114H121ZM121 115H120V116H121ZM164 115H165V114H164ZM168 115H169V114H168ZM97 116H98V114H97ZM105 116H106V115H105ZM141 116H142V115H141ZM148 116H149V115H148ZM148 116L145 114L143 117H146V118H147ZM157 116H158V115H157ZM258 116H259V114H258ZM258 116H257V118H258ZM261 116H262V115H261ZM261 116H260V117H261ZM98 117L101 118L100 116H98ZM122 117H123V116H122ZM151 117H152V116H150V118H151ZM153 117H155V116H153ZM163 117H164V116H163ZM172 117H173V116H172ZM252 117H253V116H252ZM255 117H256V116H255ZM99 118H98V120H99ZM123 118H126V117H123ZM150 118H149V119H150ZM165 118H166V117H165ZM168 118H169V117H168ZM249 118H250V117H249ZM263 118H264V117H263ZM136 119H137L136 121L139 120L137 117H136ZM140 119H141V118H140ZM154 119H155V118H154ZM158 119H159V118L156 117L155 120H158ZM169 119H170V118H169ZM169 119H168V120H169ZM142 120H143V119H142ZM142 120H141L140 122L138 121V123H141ZM151 120H152V119H151ZM252 120H253V119H252ZM100 121H101V120H100ZM124 121H125V122L127 121V123L129 122V124H131L130 121H129V117H128V120L125 119ZM143 121H144V124H146V123L148 124V120H143ZM145 121H147V122H145ZM160 121H162V120H160ZM160 121H159V120H158L157 122L154 121L153 123L155 124V123H158V122H160ZM253 121H254V120H253ZM257 121H258V119H257ZM261 121H262V120H261ZM249 122H250V121H249ZM150 123L152 124L151 121H150ZM162 123H164V124H160V123H158V124L164 126L166 122H163V121H162ZM252 123H253V122H252ZM133 124H134V123H133ZM151 124H149V125H151ZM167 124H168V123H167ZM167 124H166V125H167ZM255 124H258V123H255ZM255 124H254V125H255ZM135 125L137 126V124H135ZM155 125H156V124H155ZM166 125H165V126H166ZM169 125H170V124H169ZM245 125H246V124H245ZM156 126H157V125H156ZM165 126H164V128L167 127V126H166V127H165ZM250 126H251V125H250ZM256 126H258V125H256ZM134 127H135V126H134ZM137 127L140 128V126H137ZM152 127H153V126H152ZM170 127H171V126H170ZM111 128H112V127H111ZM111 128H110V129H111ZM142 128H143V127H142ZM158 128H159V126H158ZM158 128H157V130H159ZM168 128H169V127H168ZM131 129H133V128H131ZM134 129H135V128H134ZM140 129H141V128H140ZM154 129H155V128H154ZM260 129H261V128H260ZM123 130H124V129H123ZM135 130H136V129H135ZM138 130H139V129H138ZM142 130L144 131V129H142ZM157 130L155 129V131H157ZM161 130H162L161 132H163V130H165V129H161ZM170 130H172V128H170ZM110 131H111V130H110ZM128 131H130V130H128ZM143 131H142V133H143ZM125 132H126V131H125ZM136 132L139 133V131H136ZM136 132H135V133H136ZM150 132H151V131H149V133H150ZM164 132L167 133L168 131H164ZM257 132H258V131H257ZM259 132H260V131H259ZM259 132H258V133H259ZM108 133H109V132H108ZM115 133H116V132H115ZM120 133H121V132H119V135H120ZM129 133H130V132H129ZM140 133H141V130H140ZM144 133H145V134H143V135H148V134H146V131H145ZM169 133H170V132H169ZM172 133L175 134L174 129L172 130ZM101 134L103 135L102 131H101ZM104 134H105V133H104ZM122 134H123V133H122ZM122 134L120 135V136H121V137H120L121 140H123V138H124V137L122 136ZM124 134H125V133H124ZM167 134H168V133H167ZM239 134H240V133H239ZM106 135H107V132H106ZM130 135H131V134H130ZM133 135L136 136V134H133ZM143 135L141 134L142 138H143ZM160 135H161V134H159V136H160ZM168 135H169V134H168ZM168 135H167V136H168ZM243 135H244V134H243ZM261 135H262V134H261ZM107 136H108V138H109L108 141H109V142H112V141H110V138H112V137H110V136H111V133H110V135H107ZM141 136L138 135L137 137H139V139H140ZM155 136H156V135H155ZM157 136H158V133H157ZM173 136H174V135H173ZM114 137H115V135H114ZM117 137L119 138L118 135H117ZM122 137H123V138H122ZM125 137H126V136H125ZM162 137L165 138L166 135H165V137H164V136H162ZM169 137H170V136H169ZM236 137H237V136H236ZM52 138H53L52 140H56V139H54V137H52ZM115 138H116V137H115ZM115 138H114V139L112 138L111 140H115ZM129 138H130V137H129ZM172 138H173V137H172ZM242 138H246V137L242 136L241 138H238V139H242ZM102 139H103V141H102L101 144L107 142V143H106L107 145H109V144L111 145V143H108V141H105L106 138H105L104 136H103ZM134 139H135V138H134ZM139 139H138V140H139ZM160 139H161V138H160ZM165 139H167V138H165ZM165 139H164V140H165ZM48 140H49L48 142L52 141L51 139H48ZM124 140H125V138H124ZM124 140H123V141H124ZM138 140H137V141H138ZM161 140H163V139H161ZM161 140H160V141H161ZM232 140H233V139H232ZM125 141H126V140H125ZM125 141L122 142L123 147L126 145L125 143L128 144V142H125ZM132 141H133V140H132ZM134 141H135V140H134ZM235 141H236V139H234V142H235ZM46 142H47V141H46ZM48 142H47V144H48ZM56 142H58V141L56 140ZM115 142H116V143L119 142L117 138H116ZM129 142H130V141H129ZM138 142H139V141H138ZM232 142H233V141H232ZM234 142H233V143H234ZM112 143L114 144V141H113ZM123 143H124V144H123ZM135 143H136V142H135ZM135 143H134V144H135ZM243 143L245 144V141H243ZM49 144H50V146H51V145H53V144H55V143L52 142V144H51V143H49ZM49 144H48V145H49ZM101 144H100V145H101ZM131 144H133V142H132ZM134 144H133V145H134ZM244 144H242L241 146H243ZM116 145H117V144H115V146L113 145V146H114L113 148H115ZM122 145H121V143L119 142V144H118L117 146H120V148H122V147H121ZM129 145H130V144H128V146H129ZM238 145H239V144H238ZM246 145H247V144H246ZM50 146H49V147H50ZM126 146H127V145H126ZM126 146H125V147H126ZM128 146H127L126 148L124 147V149L122 148V149L124 150V151H123L124 153L127 151L126 149H128V148L130 147V146H129V147H128ZM228 146H229V148H230L231 145H228ZM239 146H240V145H239ZM241 146H240L239 148H241ZM247 146H249V144H248ZM250 146H252V145H250ZM20 147H22V146H20ZM51 147H53V146H51ZM54 147H56V145H54ZM108 147H109V146H108ZM108 147H106V148H108ZM220 147H221V146H220ZM231 147L234 148L233 146H231ZM47 148H48V147L45 145V146H44V150L47 149ZM110 148H112V147L110 146ZM113 148H112V149H113ZM225 148H227V151L231 149V148L228 149V147H225ZM242 148H245V146H243ZM242 148H241V149H242ZM246 148H248V147H246ZM54 149H55V148H54ZM57 149H58V147H57ZM57 149H56V150H57ZM108 149H109V148H108ZM115 149H116V148H115ZM131 149H132V148H130V150H131ZM144 149H145V148H144ZM151 149H152V147H151ZM234 149H235V148H234ZM234 149H231V150L234 151ZM248 149H249V148H248ZM250 149H251V147H250ZM47 150H48V149H47ZM52 150H53V149H52ZM101 150H102V148L100 147V148H99V151H101ZM109 150H110V149H109ZM125 150H126V151H125ZM130 150H129V151H130ZM136 150H137V149H136ZM138 150H140V148H139ZM149 150H150V148H149ZM251 150L253 151V146H252V149H251ZM45 151H46V150H45ZM49 151L51 152V150H49ZM57 151H58V150H57ZM113 151H114V150H113ZM116 151L119 152V154H118V153H117V154L120 155L119 148L116 149ZM116 151H114V152H116ZM131 151H132V150H131ZM161 151H162V150H161ZM212 151H213V150H212ZM212 151H211V152H212ZM215 151H216V150H215ZM222 151H223V150H222ZM222 151H221V152H222ZM227 151H226V152H227ZM242 151H243V150H242ZM242 151H241V152H242ZM245 151H246V150H245ZM6 152H7V151H6ZM6 152H5V153H6ZM8 152H9V150H8ZM10 152H12V151L10 150ZM14 152H15V151H14ZM17 152H18V151H17ZM19 152H20V151H19ZM22 152H23V149H22ZM53 152H54V151H52V155L54 156V158H56V153H55V155H54ZM102 152H103V151H102ZM102 152H99V153H100V158H101V159H102V157H101L102 155H101V154H103L105 151H104L103 153H102ZM106 152H107V150H106ZM127 152H128V151H127ZM139 152H143V151L140 150ZM151 152H152V151H151ZM229 152H231V151H229ZM234 152H235V151H234ZM234 152H233V154H236V153H234ZM238 152H240V150H238ZM238 152H237V153H238ZM247 152H249V151H247ZM109 153H112V152L110 151ZM214 153H215V152H214ZM222 153H224V152H222ZM231 153H232V152H231ZM107 154H108V152H107ZM113 154H114V153H113ZM117 154H115V155H111V154L109 155V154H108L109 157L107 156V159H106V157H105V155H104V158L106 159V161H108V158H110V156H111L110 159H112V158H115V156H116ZM131 154H132V153H131ZM133 154H134V153H133ZM136 154H137V153H136ZM141 154H142V153H141ZM217 154H218V153H217ZM227 154H228V152L226 153V155H227ZM247 154H250V153H247ZM251 154H252V153H251ZM5 155H6V154H5ZM20 155H21V153H20ZM23 155H24V154H23ZM45 155H47V154H45ZM52 155H50V156H52ZM144 155H145V154H144ZM211 155H215V154H211ZM211 155H210V156H211ZM229 155H230V154H228L227 156H229ZM239 155H240V153L238 154V156H239ZM242 155H243V154H242ZM242 155L239 156V157L236 155V157H238V158L240 159V158L242 157ZM15 156H16V154H15ZM18 156H19V155H18ZM50 156H49V157H50ZM121 156L123 157L124 154H123V155L121 154L120 157H121ZM133 156H134V155H132L131 157H129V156H128V157H129V158H133ZM135 156H136V155H135ZM137 156H141V155H139V153H138ZM218 156H219V155H218ZM220 156H221V155H220ZM232 156H233V155H232ZM243 156H244V155H243ZM249 156L252 157V155H249ZM16 157H17V156H16ZM20 157H21V156H20ZM24 157H25V155H24ZM45 157H46V156H45ZM122 157H121V158H122ZM168 157H169V156H168ZM212 157H213V156H212ZM214 157H215V158H219V157H216V155H215ZM214 157H213V158H214ZM233 157H234V156H233ZM233 157H231V155H230V158H233ZM247 157H248V155H247ZM251 157H249V158H251ZM0 158H1V156H0ZM6 158H8V157H6ZM9 158H11L10 155H9ZM116 158H119V156L116 157ZM116 158H115V159H116ZM124 158H125V157H124ZM129 158H128V159H129ZM151 158H153V157L151 156ZM209 158H211V157H209ZM242 158L244 159V157H242ZM11 159H14V156H13ZM16 159H17V158H16ZM46 159H47V157H46ZM125 159H126V158H125ZM133 159H134V158H133ZM135 159H136V157H135ZM141 159H142V158H141ZM211 159H212V158H211ZM221 159H223V158H221ZM251 159H252V158H251ZM251 159H248V158H247V160H251ZM0 160H1V159H0ZM47 160H48V162L50 161L49 159H47ZM103 160H104V159H103ZM113 160H114V159H112V161H113ZM121 160H122V159H121ZM139 160H140V159H138V161H139ZM219 160H220V159H219ZM233 160H234V158H233ZM245 160H246V157H245ZM110 161H111V160H110ZM114 161H115V160H114ZM114 161H113V162H114ZM125 161H126V160H125ZM143 161H145V160H143ZM211 161H212V160H211ZM214 161L216 162L217 160H214ZM221 161L223 162V160H221ZM239 161H242V160L240 159ZM243 161H244V160H243ZM123 162H124V161H123ZM130 162H133V161L130 160ZM141 162H142V161H141ZM141 162H140V163H141ZM166 162H167V161H166ZM166 162H165V163H166ZM169 162H170V161H169ZM169 162H167V163L169 164ZM217 162H218V161H217ZM231 162H232V161H231ZM247 162H248V161H247ZM1 163H2V161H1ZM115 163H117L116 167H117L118 165L121 166V164H122V163L119 164V161H116ZM124 163H125V162H124ZM138 163H139V162H138ZM144 163H145V162H144ZM167 163H166V164H167ZM235 163H236V162H235ZM238 163H239V162H238ZM252 163H253V162H252ZM252 163L249 164V162H248L247 165H248V164L251 165V166L254 165V164H252ZM52 164H53V163H52ZM135 164H136V165H139V164H137V163H135ZM142 164H143V163H142ZM149 164L151 165L150 162L148 163V165H149ZM168 164H167V166H168ZM219 164H220V162H219ZM226 164H227V163H226ZM232 164H233V162H232ZM152 165H154V164L152 163ZM152 165H151V167L148 166L149 169L152 168ZM157 165H158V164H157ZM216 165H217V164H216ZM244 165H246V162H245ZM247 165H246V166H247ZM129 166L131 167L132 165L130 164ZM142 166H143V165L139 166L138 169H141L140 167H142ZM160 166H161V165H160ZM219 166H221V165H219ZM240 166H243V162L240 164ZM1 167H2V166H1ZM1 167H0V168H1ZM3 167H4V166H3ZM144 167H145V166H144ZM144 167H143V168H144ZM157 167H159V166H157ZM217 167H218V166H217ZM217 167H215V168H216L215 170H218ZM132 168H134V167H132ZM143 168H142V169H143ZM160 168H161V167H160ZM164 168H165V166L163 167V169H164ZM166 168H167V167H166ZM212 168H214V166H212ZM220 168H221V167H220ZM223 168H224V167H223ZM242 168H243V167H242ZM242 168H241V170H242ZM246 168H247V167H246ZM246 168L244 167L243 169L245 170ZM248 168H249V167H248ZM252 168H254V167H252ZM142 169H141L140 171H142ZM145 169H147V168L145 167ZM260 169H261V168H260ZM115 170H116V169H115ZM157 170H158V169H157ZM210 170H211V169H210ZM221 170H222V168H221ZM244 170H243V171H244ZM247 170H248V169H247ZM251 170H253V169H251ZM257 170H259V169H257ZM153 171H154V169H153ZM253 171H255V170H253ZM261 171H262V170H261ZM1 172H2V174H3V173L5 172V169H4V172H3L2 170H0V174H1ZM9 172H10V171H9ZM116 172H117V170H116ZM149 172H150V171H149ZM164 172H165V171H164ZM208 172H210V171H208ZM208 172H207V173H208ZM213 172H214V170H213ZM213 172H212V173H213ZM215 172H216V171H215ZM248 172H249V171H248ZM251 172H252V171H251ZM257 172H258V171H257ZM111 173H112V172H111ZM114 173H115V172H114ZM133 173H134V172H133ZM190 173H191V172H190ZM190 173H189V174H190ZM195 173H196V172H195ZM205 173H206V172H205ZM220 173H221V172H220ZM245 173H246V172H245ZM6 174H7V173H6ZM210 174H211V173H210ZM213 174H214V173H213ZM218 174H219V173H218ZM252 174H253V173H252ZM258 174H259V172H258ZM115 175H116V173H115ZM139 175H140V174H139ZM139 175H138L137 177H139ZM199 175H201V174H199ZM248 175L251 176L250 173H248ZM253 175L255 176V174H253ZM2 176L4 177V176H6V175L4 174V175H2ZM2 176H1V178H3ZM144 176H146V174H145ZM149 176H150V175H149ZM192 176H194V174H193ZM197 176H198V175H197ZM206 176H207V175H205L204 177H206ZM216 176H217V175L213 176L212 179H214V177H216ZM244 176H245V175H244ZM259 176H260V175H259ZM6 177H7V176H6ZM6 177H5V178H6ZM9 177L11 178V175H9ZM9 177L6 179V182H8V183L4 182V183H5V186H2V185H4V184H1V183H0V219H2L3 223L5 222L6 224H7V221H8L7 218H8L9 220L11 219L12 222H13V220H14V221L16 220V219H12V216H13V215L11 216L10 211H9L8 209H6V207L3 205L4 202L2 203V200H3L4 198L7 199V197L10 196V195H9V192H10V194H11V190H9L10 186L13 187V189H14V185H11V184H12V183H11L12 181H8ZM153 177H154V176H153ZM155 177H156V176H155ZM210 177H211V176H210ZM210 177H209L208 180H210ZM217 177L219 178V176H217ZM245 177H246V176H245ZM248 177H249V176H248ZM256 177H257V176H256ZM260 177H261V176H260ZM1 178H0V179H1ZM114 178H115V177H114ZM190 178H193V177H190ZM200 178L202 179V181L205 180V179L202 178V177H200ZM200 178H199V179H200ZM206 178H208V176H207ZM218 178H217V180H218ZM111 179H112V178H111ZM111 179H108V182H109V180H110V183H109V184H112V183H113V182L111 183ZM131 179H132V177H131ZM156 179H157V178H156ZM185 179H186V178H185ZM201 179H200V180H201ZM243 179H244V178H243ZM254 179L256 180L255 177L252 178V176H251V180L253 181ZM258 179H259V178H258ZM258 179H257L256 181H258ZM3 180H4V178H3ZM9 180H11V179H9ZM112 180H113V179H112ZM193 180H196V181H197V179H194V178H193ZM208 180H207V181H208ZM217 180H216V181H217ZM1 181H2V180H1ZM4 181H5V180H4ZM114 181H117V182H118V180H116V179H114ZM119 181H120V180H119ZM188 181H189V180H188ZM216 181H215V183H216ZM256 181H254V182L256 183ZM259 181H260V180H259ZM2 182H3V181H2ZM209 182H211V180H210ZM10 183H11V184H10ZM102 183L104 184V183H107V182H106V181H103ZM188 183H189V182H188ZM198 183H199V181H198ZM205 183H206V182H205ZM207 183H208V182H207ZM207 183H206V184H207ZM213 183H214V182H213ZM257 183H258V182H257ZM257 183H256V184H257ZM7 184H8V185L10 184V185H9V186H6ZM118 184H119V183H118ZM186 184H187V183H186ZM191 184H193V182H192ZM195 184H196V183H195ZM206 184H205V185H206ZM250 184H251V183H250ZM252 184H253V183H252ZM105 185H106V184H105ZM112 185H113V184H112ZM202 185H203V184H202ZM208 185H209V184H208ZM211 185H214V184H211ZM211 185H210V186H211ZM258 185H259V184H258ZM118 186H119V185H118ZM206 186H207V185H206ZM253 186H254V185H253ZM253 186H252V187H253ZM256 186H257V185H256ZM34 188H35V187H34ZM204 188H205V187H204ZM207 188H208V187H207ZM254 188H255V187H254ZM10 189H12V188H10ZM13 189H12V190H13ZM16 189H17V186H16ZM36 189H37V187H36ZM199 189H201V188H199ZM14 190H15V189H14ZM14 190H13V191H14ZM38 190H39V189H38ZM195 190H197V188H196ZM195 190H192V191H193V192H196ZM256 190H257V189H256ZM101 191H103V189H102ZM108 191H109V190H108ZM188 191H189V189H188ZM204 191H205V190H204ZM258 191H259V190H258ZM105 192H106V191H105ZM197 192H198V190H197ZM199 192H200V191H199ZM33 193H34V192H33ZM35 193H36V192H35ZM188 193L190 194V192H188ZM103 194H104V192H103ZM106 194H107V192H106ZM134 194H135V193H134ZM221 194H222V193H221ZM11 195H12V194H11ZM37 195H38V196H37ZM37 195H36V197L33 195V196L35 197V199L39 197V194H38V193H37ZM98 195H99V194H98ZM196 195H197V193H196ZM200 195H201V194H200ZM200 195L198 194L199 197H200ZM216 195H217V193L215 194V196H216ZM258 195H259V194H258ZM33 196H32V197H33ZM100 196H101V195H100ZM190 196H191V194H190ZM211 196H212V195H211ZM217 196H220V193H219V192H218V195H217ZM221 196H223V194H222ZM255 196H256V195H255ZM13 197H15L13 200L16 201V200H15V199H16V195H15V196L12 195L11 198H13ZM32 197H31V198H32ZM94 197H95V196H94ZM96 197H97V196H96ZM96 197H95V198H96ZM124 197H125V196H124ZM186 197H188V195H186ZM192 197L194 198V195H193ZM195 197H196V196H195ZM199 197H198V198H199ZM206 197H207V195H206ZM208 197L210 198V196H208ZM18 198H19V197H18ZM95 198H93V199H95ZM98 198H99V197H97V199H98ZM189 198H190V197H189ZM193 198H192V199H193ZM196 198H197V197H196ZM198 198H197V199H198ZM200 198H201V197H200ZM209 198H208V199L205 198V199H206V200H209ZM227 198L229 199V198H232V197H230V196H229V197H225V199H227ZM128 199H129V198H128ZM128 199H126L125 201H127ZM205 199H204V200H205ZM254 199H256V198L254 197V198L252 199V201H253ZM259 199H260V202H261L262 199H261V198H259ZM18 200H19V199H18ZM18 200H17V201H18ZM29 200H30V199H29ZM100 200H101V199H100ZM110 200H112V199H110ZM116 200H118V199H116ZM7 201L10 202L9 200H7ZM7 201H6V202H7ZM14 201H12L13 203L11 202V203H12V206H11V203H9V207L11 206V209H12L13 205H15V202H14ZM97 201H99V199H98ZM112 201H115V200H112ZM125 201L123 200V202H125ZM195 201H196V199H195ZM200 201H202V200L200 199ZM200 201L198 200V202H200ZM226 201H227V202H228V201H229V202H232L230 199H229V200H226ZM119 202H120V201H119ZM123 202H121V203H122V204H121L122 207H123ZM128 202H129V200H128ZM128 202H127V203H128ZM198 202H196V203H198ZM208 202H210V201H208ZM250 202H251V200L249 201V203H250ZM254 202H255V201H254ZM260 202H259V203H260ZM16 203H17V202H16ZM19 203H20V202H19ZM19 203H18V204H19ZM127 203H126V204H127ZM201 203H202V202H201ZM249 203H248V205L252 204L253 202H251L250 204H249ZM4 204H5V203H4ZM109 204H110V203H109ZM114 204H116V205H115L116 208L113 207V206H111V207H109V208H106V210H105V216H106V217H105V218H106L108 221H110L111 223H114V224H115V221H117L118 217L121 216V215L123 214L122 212H124V211H123L121 208H119V206H117V204L119 205L120 203H118V202H117V203L114 202ZM20 205H21V204H20ZM124 205H125V204H124ZM196 205H197V204H196ZM207 205H208V204H207ZM254 205H255V206H254ZM256 206H257L256 203H255V204L253 203V206H251V207H256ZM7 207H8V205H7ZM117 207H118V208H117ZM126 207H127V205H126ZM205 207H206V206H205ZM205 207H203V208H205ZM124 208H125V206H124ZM201 208H202V207H201ZM207 208H208V207H207ZM15 209H18V208L16 207V208H14V210H15ZM118 209H120V210L118 211ZM12 210H13V209H12ZM19 210H20V208H19ZM126 210H127V208H126ZM17 211H18V210H17ZM17 211H15V212H13V213L16 214ZM31 211H32V210H30L29 212H31ZM24 212L26 213V211H23V213H24ZM19 213H20V214H19ZM19 213H17V214H19V217L17 216L16 218L20 219L21 217H25V215L23 216L22 210H20ZM21 213H22V216H21ZM198 213H200V212H198ZM17 214H16V215H17ZM26 214H27V213H26ZM29 215H30V214H29ZM33 215H35V214H33ZM10 216H11V217H10ZM31 216H32V215H31ZM122 216H123V215H122ZM195 216H197V215H195ZM198 216H199V215H198ZM34 217H35V216H34ZM202 217H203V216H202ZM202 217H200V218H202ZM25 218H26V217H25ZM4 219H5V221H4ZM22 219H23V218H22ZM22 219H21V220H22ZM29 219L32 220L31 217H30ZM29 219H28V220H29ZM193 219H194V218H193ZM11 220L8 221V223L11 222ZM23 220H24V219H23ZM23 220H22V221H23ZM26 220H27V219H25V221H26ZM33 220H34V219H33ZM33 220H32V223L34 224L33 226L37 227L38 225L36 226V225H35V222H34ZM36 220H37V219L35 218V221H36ZM194 220H195V219H194ZM200 220H201V219H200ZM25 221H24V222H25ZM144 221H145V220H144ZM190 221H191V220H190ZM203 221H205V220H203ZM16 222H17V223H16ZM19 222H20L19 220H16L15 222H13V223H15L16 225H17V224L19 225V226H18V225L16 226L17 229H16V227H15L14 225H13L14 227L11 225V227H9V228H12V227H13V228H15V230H17V231H19L18 229H21V231H23L24 228H25V226H27V225L24 223V224H25L24 227L21 228L20 226H23V223H21L22 225H20ZM29 222L31 223V221H29ZM118 222H119V221H118ZM149 222H150V221H149ZM172 222H173V221H172ZM188 222H189V221H188ZM193 222H195V221H193ZM3 223L0 222V250H1V253H2V254L0 253V257H1V258H0V264H5V263L8 264L9 261L14 260V258H17V257H14V256H13V255H15V254H14V253H11V249H15V245H17V244H15V242H16V241L18 242L19 240L16 239L15 242H14V238L17 237L16 234H15L17 231L13 230V228H12L13 231H11V229H8V226H7V225H10V224H13V223H10V224H7V225H5V224H3ZM137 223H138V222H137ZM140 223H142V222H140ZM199 223H200V222H199ZM134 224H135V223H134ZM138 224H139V223H138ZM138 224H135V225H138ZM148 224H149V223H148ZM197 224H198V223H197ZM197 224H195V225H197ZM202 224H204V223H202ZM4 225H5V226H4ZM122 225H123V224H122ZM145 225H146V223H145ZM167 225H169V224H167ZM200 225H201V224H200ZM126 226H127V223H126ZM131 226H132V225H131ZM139 226H140V225H139ZM146 226H147V225H146ZM150 226H151V225H149L147 228H149ZM189 226H190V224H189ZM193 226H194V224H193ZM6 227H7V228H6ZM35 227H34V229L36 230ZM137 227H138V226H137ZM151 227H152V226H151ZM171 227H172V226H171ZM185 227H186V226H185ZM198 227H200V226H198ZM140 228H141V229H138V230L135 232V233H136V236H133V239H132V240L135 241V243L140 244L141 246H142V245L144 246V244H145V242H146V241H145V237H146L145 235H146V233H148L149 231L147 232V230H145V227H143L144 229H142V227H140ZM147 228H146V229H147ZM153 228H154V227H153ZM31 229H32L31 231H35V230H33L32 227H31ZM126 229H127V228H126ZM165 229H166V227H165ZM170 229H171V228H170ZM190 229H191V228H190ZM26 230H29V226H28V229H26ZM128 230H129V232L131 233L130 227L128 228ZM128 230H127V231H128ZM151 230H152V231H155V230H153V229H151ZM193 230H194V229H193ZM195 230H196V229H195ZM14 231H15V232H14ZM31 231L29 230V232H31ZM127 231H126V232H127ZM167 231H168V230H167ZM175 231H176V230H175ZM175 231H174V232H175ZM29 232H25V231H24V233H21V235L24 234V235H22V236L24 237V240H22V241H25V239H26L25 236H26ZM132 232H133V231H132ZM165 232H166V231H165ZM169 232H170V231H169ZM174 232H173V234H172V230H171L172 239L174 240V243H176V241H178L176 247H178L179 242L182 243L181 247H182L183 250H180V252L182 251V254H181V255H185V256L183 257V258H185V259H184L185 261L188 259V261H187L188 263L186 262V264H211V263L214 264V263H216V262H218V263H216V264H229V263L232 264V263L235 262V257H236V256L234 255V254H235V252L233 251L234 248H233V250H232V249H229V250H228V249H225V247H223V246H221V247H223V248H220L219 246H217V247H219V249H218V248H216V247L214 248V246H215V244H214L213 246H211V245H210V247L208 246V248H209L208 250H206V251L204 250V251H203V250L201 249L202 247L199 248L198 246H189V247H186V246H184V245H186V244H185V240H183V238H182V240H181V237H179V233H178V231L175 232V234L177 233V235H174ZM184 232H185V231H184ZM184 232H182V233H184ZM17 233H18V232H17ZM123 233H125V232L123 231L121 234H123ZM130 233H129V235H130ZM135 233H133V234H135ZM152 233H154V232H152ZM156 233H157V232H156ZM189 233H190V231H189ZM192 233H194V231H193ZM25 234H26V235H25ZM32 234H33V232H32V233H29V236L27 235V236H28L27 238L30 239L29 237H31ZM149 234H150V233H149ZM180 234H181V233H180ZM18 235H19V234H18ZM156 235H157V234H156ZM188 235H189V234H188ZM215 235H217V234H215ZM221 235H222V234H221ZM225 235H226V234H225ZM19 236H20V235H19ZM125 236H126V235H125ZM130 236L132 237V235H130ZM147 236H148V235H147ZM169 236H170V233H169ZM185 236H186V235H185ZM195 236H196V235H195ZM199 236H200V235H199ZM227 236H228V235H227ZM156 237H157V236H156ZM182 237H184V236H182ZM189 237H191V236L189 235ZM197 237H198V236H197ZM197 237H196V238H197ZM17 238H21V236H20V237H17ZM122 238H123V237H122ZM125 238H126V237H125ZM128 238H129V237H128ZM128 238H127V239H128ZM158 238H159V237H157V239H158ZM222 238H223V237H222ZM222 238H220V240H221ZM226 238H227V237H226ZM21 239H22V238H21ZM28 239H26V240H27L26 243H28ZM185 239H186V238H185ZM192 239H193V237L189 238V241H191V244H188V245H192V244L194 243V241H193V243H192ZM194 239H195V238H194ZM197 239H198V238H197ZM201 239L203 240V238H201ZM201 239H200V240H201ZM227 239H228V238H227ZM122 240H123V239H122ZM169 240H170V239H169ZM187 240H188V239H187ZM200 240H199V241H200ZM202 240H201V241H202ZM204 240H205V238H204ZM206 240H207V239H206ZM218 240H219V239H218ZM220 240L217 241V243L223 241L224 238H223V240H221V241H220ZM225 240H226V239H225ZM233 240H234V239H233ZM20 241H21V240H20ZM20 241H19V242H20ZM181 241H182V242H181ZM195 241H196V240H195ZM211 241L213 242V240H211ZM214 241H215V240H214ZM17 242H16V243H17ZM170 242H171V241H170ZM212 242H210V244H212ZM234 242H235V241H234ZM240 242H241V241H240ZM240 242H239V245H240ZM242 242H243V241H242ZM135 243H134V245H135ZM174 243H173V245H174ZM199 243H200V242H199ZM201 243H202V242H201ZM201 243H200V244H201ZM206 243H207V242H206ZM215 243H216V242H215ZM221 243H222V242H221ZM224 243H225V242H224ZM227 243H228V241H227ZM231 243H232V242H231ZM231 243H230V244L228 243L227 245L230 246ZM23 244H24V243H23ZM207 244H208V243H207ZM218 244H220V243H218ZM26 245H27V244H25V246H26ZM110 245H112V244H110ZM113 245H114V242H113ZM116 245H117V244H116ZM116 245H114V246H116ZM122 245H123V243H122ZM122 245H121V246H122ZM130 245H131V244H130ZM223 245H224V244H223ZM236 245H238V242H237ZM243 245H244V242H243ZM243 245H242V246H243ZM17 246H19V250H21V251H19V252H20V253H19V252H18V247L16 248V249H17V252H18L19 254H21V256L19 255V257L21 258V261H22V258H24V257H25V259H27L28 257L25 256L26 253L28 252V251L25 252L26 247L23 246V247H25V248H21L22 245L20 246L19 244H18ZM119 246H120V245H119ZM119 246H118V247H119ZM132 246H133V245H132ZM145 246H146V245H145ZM199 246H200V245H199ZM203 246H205V244H204ZM28 247H29V246H28ZM211 247H213V248H211ZM232 247H233V246H232ZM110 248H111V247H110ZM113 248H116V247H113ZM113 248H112V250H111L112 252L115 251V249H113ZM135 248H136V247H135ZM142 248H143V247H142ZM204 248H205V247H204ZM228 248H229V247H228ZM22 249H24V250H23L24 252L22 251ZM121 249H122V248H121ZM121 249H120V251H121ZM137 249H139V248H136L135 251H136ZM241 249H242V248H241ZM241 249H240V250H241ZM235 250H237V249H235ZM238 250H239V248H238ZM12 251H13V250H12ZM118 251H119V250H118ZM118 251H117V252H118ZM5 252H6V254H11V257H12L13 259L10 258V257H8V260H9V259H10V260H9V261L7 260V262H6V260H5V262L3 263V262H2L3 259H4V258L6 259V257L8 256V255L6 256V254H5V255L3 254V253H5ZM15 252H16V251H15ZM17 252H16V255H17ZM136 252H137V251H136ZM237 252H238V251H237ZM263 252H264V251H263ZM22 253H24V254H22ZM105 253H106V252H105ZM115 253H116V251H115ZM118 253H119V252H118ZM12 254H13V255H12ZM27 254H28V253H27ZM2 255L6 256V257H3V258H2ZM22 255H23V256H22ZM117 255H118V254H117ZM9 256H10V255H9ZM103 256H104V255H103ZM103 256H102L101 258H103ZM108 256H109V255H108ZM239 256H240V255H239ZM109 257H110V256H109ZM109 257H108V258H109ZM118 257H119V256H117V258H118ZM186 257H187V258H186ZM114 258H115V256H114ZM120 258H121V257H120ZM224 258H225L226 261L224 260V262H223V259H224ZM17 259H19V258H17ZM110 259H112V258H110ZM124 259H125V258H124ZM23 260H24V259H23ZM118 260H120V259L118 258ZM121 260H122V258H121ZM121 260H120V261H121ZM14 261H15V260H14ZM14 261H13V263H14ZM18 261L21 262L20 260H18ZM18 261H15L14 264H17ZM99 261H101V260H99ZM129 261H130V260H129ZM227 261H228V262H227ZM260 261H261V260H260ZM24 262H25V263H24ZM125 262H126V261H125ZM130 262H131V261H130ZM9 263L13 264L12 262H9ZM26 263H27L26 260L23 261V264H26ZM100 263H103V259H102V261H101ZM112 263H113V262H112ZM117 263H118V262H117ZM123 263H124V262H123ZM128 263H129V262H128ZM128 263H127V264H128ZM131 263H132V262H131ZM109 264H110V263H109ZM121 264H122V263H121ZM124 264H125V263H124ZM129 264H130V263H129ZM234 264H235V263H234ZM237 264H238V263H237ZM260 264H261V263H260ZM262 264H264V262H262Z\"/></svg>",
  "mask_w": 264,
  "mask_h": 264
},
{
  "label": "clouds",
  "instance_id": "clouds-1",
  "mask_svg": "<svg viewBox=\"0 0 264 264\" xmlns=\"http://www.w3.org/2000/svg\"><path fill=\"white\" fill-rule=\"evenodd\" d=\"M135 71V70H134ZM137 78L139 74L137 73ZM8 96L4 91H0V108L5 107L8 104ZM242 132L246 134L247 144L253 145L255 151L253 159L249 162H254V166L258 169L264 167V143L257 141V133L255 127L242 126L236 129L233 133V129L226 130L223 128V123L217 133V138L219 135H223L226 139H232L236 132ZM216 138V140H217ZM215 140V141H216ZM237 144L240 146L243 143V139L237 140ZM241 169L238 163H233L231 166L226 164V166L221 171V175L218 181L212 185L209 189H206L205 195H214L219 192L225 196H232L240 205L246 206L249 201L256 195L254 187L250 186L245 179H242ZM240 207H233L227 210L226 219L229 221L234 218L241 216Z\"/></svg>",
  "mask_w": 264,
  "mask_h": 264
}]
</instances>
